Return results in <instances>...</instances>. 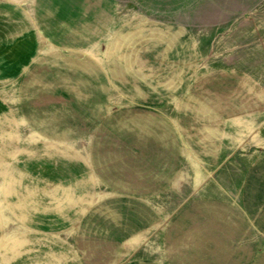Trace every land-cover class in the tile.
I'll list each match as a JSON object with an SVG mask.
<instances>
[{
	"label": "rangeland",
	"instance_id": "374dc122",
	"mask_svg": "<svg viewBox=\"0 0 264 264\" xmlns=\"http://www.w3.org/2000/svg\"><path fill=\"white\" fill-rule=\"evenodd\" d=\"M35 2L0 0V264H264V0H117L68 48ZM119 200L156 219L115 246Z\"/></svg>",
	"mask_w": 264,
	"mask_h": 264
},
{
	"label": "crops",
	"instance_id": "0c3cea01",
	"mask_svg": "<svg viewBox=\"0 0 264 264\" xmlns=\"http://www.w3.org/2000/svg\"><path fill=\"white\" fill-rule=\"evenodd\" d=\"M198 1L200 0H132L136 6L145 10L152 12L162 10L170 13L183 12ZM117 7V0H36L34 5L36 15L32 10L33 20L28 14L26 19L37 27L41 35L52 44L67 48L80 47L92 44L108 33L114 22ZM72 50L78 52L80 49ZM28 67L22 70L19 78L27 71ZM101 70L105 73L109 83H112L107 65ZM193 157L196 158L194 155ZM186 158H189L188 154ZM118 202L129 203L133 208L126 207L124 211L112 214L115 218L100 216L98 219L105 222V226L100 228L102 232H107L105 238L115 246L124 239L127 241L138 234L137 232L140 233L156 219L154 212L139 201L119 200ZM112 203L117 202L109 204ZM134 208L138 209V212ZM97 216L93 211L88 212L84 223L95 221L93 219ZM108 223L109 227L106 226ZM84 227L82 232L85 230Z\"/></svg>",
	"mask_w": 264,
	"mask_h": 264
}]
</instances>
